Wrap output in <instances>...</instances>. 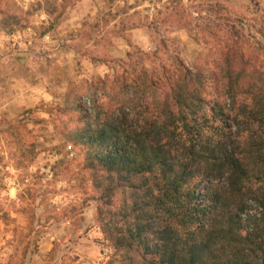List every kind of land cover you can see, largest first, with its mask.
<instances>
[{
	"label": "rangeland",
	"instance_id": "1",
	"mask_svg": "<svg viewBox=\"0 0 264 264\" xmlns=\"http://www.w3.org/2000/svg\"><path fill=\"white\" fill-rule=\"evenodd\" d=\"M88 6L66 24L57 17L68 9L54 0H29L27 10L0 0V264H105L114 253L85 152L67 132L79 125L76 100L92 107L104 97L98 80L180 59L218 97L228 48L264 71V13L240 0ZM46 12L55 21L42 20Z\"/></svg>",
	"mask_w": 264,
	"mask_h": 264
},
{
	"label": "trees",
	"instance_id": "2",
	"mask_svg": "<svg viewBox=\"0 0 264 264\" xmlns=\"http://www.w3.org/2000/svg\"><path fill=\"white\" fill-rule=\"evenodd\" d=\"M231 50L218 97L178 59L76 100L67 132L114 249L105 264H264V71Z\"/></svg>",
	"mask_w": 264,
	"mask_h": 264
},
{
	"label": "crops",
	"instance_id": "3",
	"mask_svg": "<svg viewBox=\"0 0 264 264\" xmlns=\"http://www.w3.org/2000/svg\"><path fill=\"white\" fill-rule=\"evenodd\" d=\"M17 1L21 7H24L25 10L28 9V2L29 0H15ZM55 3L59 6V7H65L67 10L66 15H62L60 17H57V19L61 20L62 23H72L73 19H78L79 18V13H81L80 16L85 15L88 12V2L90 0H54ZM244 3V7L246 9H249L252 12H255L259 9V12L264 13V0H240ZM79 9V13H76V10ZM71 12V13H70ZM1 11H0V15H1ZM56 16H51L49 14V12H46V14L41 15L40 18L45 19L48 21L49 19L55 21ZM63 33V32H62ZM55 35L57 36H61V32L60 33H55ZM50 35V34H48ZM48 35L45 36L46 39H48Z\"/></svg>",
	"mask_w": 264,
	"mask_h": 264
},
{
	"label": "built area",
	"instance_id": "4",
	"mask_svg": "<svg viewBox=\"0 0 264 264\" xmlns=\"http://www.w3.org/2000/svg\"><path fill=\"white\" fill-rule=\"evenodd\" d=\"M48 38H50V36L48 35Z\"/></svg>",
	"mask_w": 264,
	"mask_h": 264
}]
</instances>
